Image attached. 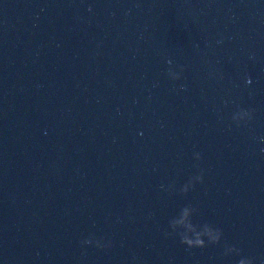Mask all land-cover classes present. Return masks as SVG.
Listing matches in <instances>:
<instances>
[{"label": "water", "instance_id": "obj_1", "mask_svg": "<svg viewBox=\"0 0 264 264\" xmlns=\"http://www.w3.org/2000/svg\"><path fill=\"white\" fill-rule=\"evenodd\" d=\"M0 264H264V0H0Z\"/></svg>", "mask_w": 264, "mask_h": 264}, {"label": "clouds", "instance_id": "obj_2", "mask_svg": "<svg viewBox=\"0 0 264 264\" xmlns=\"http://www.w3.org/2000/svg\"><path fill=\"white\" fill-rule=\"evenodd\" d=\"M182 243L187 245L189 248H203V247H205L204 240L200 239L199 237H197L195 240H193L186 235H182ZM211 243H213V242H211Z\"/></svg>", "mask_w": 264, "mask_h": 264}]
</instances>
